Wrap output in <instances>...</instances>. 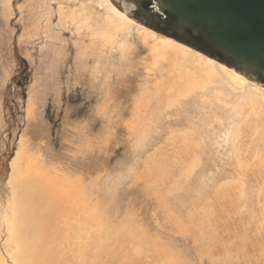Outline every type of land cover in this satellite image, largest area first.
<instances>
[{
  "label": "rangeland",
  "instance_id": "1",
  "mask_svg": "<svg viewBox=\"0 0 264 264\" xmlns=\"http://www.w3.org/2000/svg\"><path fill=\"white\" fill-rule=\"evenodd\" d=\"M84 2L85 0H75L68 6V0H0V207H5L9 198L7 182L10 162L24 135L23 138L29 139V146L25 145V150L33 156H39L47 163L46 166L51 163L60 166L61 170H68L70 166L81 167L80 162L84 159L89 164L86 167L93 169L83 175L79 188H83L87 203L96 204L97 209H101L100 212L107 217L106 222L109 225L104 224L107 226L105 229L116 231L115 234L103 235L101 239L113 241L118 238L132 255L141 256L145 262L150 263L163 264L168 258L171 259V264H244L241 250L247 249L246 238L252 236L248 235L250 229L254 236L257 213L264 205V175L255 177L254 173H251L255 164V170L260 167L264 169V130L259 128L257 135L252 134L251 129L254 126L246 123L248 126H245L246 131L241 135L242 140H237L238 145L240 143L242 147L239 154L240 160L246 163L244 167H236L235 163H232L234 158L230 153L228 136L232 126L236 125L233 123L236 117L232 110L235 106L245 104L247 98L264 95V87L203 51L189 47L185 41L160 34L153 22L136 15L138 10L135 7L124 9L116 0H110L111 5L131 21L134 49L129 57L134 69L143 70L137 62L149 51L146 45L138 42L140 36H136L143 28L152 33L155 39H167L170 43L188 49L193 55L198 54L212 60L217 76L224 82L226 76L218 70L219 66L246 80L241 92L232 91L229 87H223L221 90V86L219 88L215 85V90L221 94L220 99L226 104L229 101L227 105L231 107L219 108L214 100L210 99L213 95L211 90H203L194 97L183 99L185 102L182 100L164 109L166 111L161 117L158 116L159 119L146 125L143 136L139 137L140 132L126 137L121 133L115 135L112 129L116 119H120V111L114 110L108 104L112 101L111 93L118 91V78L123 76L126 65L120 62L118 54H113L114 58H111L109 65H114V69L110 74L106 73V63L96 70L91 68L95 63L90 62L87 69L78 73L74 64L77 44L80 42L85 47L92 44L93 39H83V36L72 34L66 26V29H62L57 25L58 8L61 5L77 7L79 13L78 5ZM98 12L101 13V10ZM136 16L138 19H135ZM50 35L57 36V39L50 40ZM186 64L185 62L184 67ZM136 82L139 83L138 80ZM122 89L120 87V90ZM31 95L37 113L40 112L38 124H35L32 117H27L26 113L27 100ZM212 100L213 102H210ZM102 101L107 106L105 112L111 113L100 120L97 111L102 110ZM238 101L241 103L238 104ZM124 106L125 103L122 104V107ZM162 111V108L159 109L156 105L157 114ZM77 125L87 128L76 134L74 131ZM178 130L184 132L183 135L186 134L185 138L189 136L187 142L190 141L188 139L191 134V143L184 144L185 138L182 139L184 143L180 138H174L182 134L178 133ZM41 134L47 136L43 147L37 145ZM169 136L172 139H169ZM165 139H168L165 144L175 139L174 141L177 140L176 142L183 146L178 151L183 152L182 160L180 159V163L168 161L162 174L151 172L148 181L140 182L144 171L142 164L145 163L146 156L152 155L149 159L151 164L156 147ZM67 142L71 145L69 150L74 155H65L62 160L53 155L48 161L46 148L58 150L59 147H65ZM192 144L199 146L195 149ZM254 156L257 161L260 160L253 162ZM103 171H106V174H103L102 179H96L95 174ZM133 172L137 174L135 177ZM222 183H228L230 186H226L228 189H222V192H228L227 197L223 199L216 192L221 190L219 186ZM146 184L149 185L147 188ZM231 192L232 197L229 196ZM130 200L132 205L127 204ZM199 203L205 206V212L198 214L196 206ZM228 218H236L235 229H232L233 224L229 226ZM128 220L131 224H128ZM95 221L98 222V218ZM91 231L92 228L89 227L88 234ZM128 232L131 234H127ZM232 234H235L234 240L228 243ZM261 237H255L257 240H253L260 244ZM100 247L101 244L94 246L95 249ZM260 252L261 250H257L260 259L264 260ZM99 263L107 264L106 258L98 260Z\"/></svg>",
  "mask_w": 264,
  "mask_h": 264
},
{
  "label": "bare ground",
  "instance_id": "2",
  "mask_svg": "<svg viewBox=\"0 0 264 264\" xmlns=\"http://www.w3.org/2000/svg\"><path fill=\"white\" fill-rule=\"evenodd\" d=\"M74 1L75 0H68V6L70 2L73 4ZM109 1L110 0H85L84 3L78 5V7H80L79 13L76 10L77 7L72 8L61 5L58 8L59 17L57 25L62 29H66V26L68 28L67 30L72 31V34L74 33L78 36H83V39L88 37L90 40L93 39V43L85 47H83L80 42L77 44V54L74 64L78 68V73H80V70L87 69L89 67L88 63L90 62L92 64L95 63L94 65H91V68L96 70H99L101 64L106 63L107 66L105 65V67L108 68L106 73L110 74L114 69V65H109L112 61L111 58H114L113 54H118L117 57L120 59V62L126 65V68L123 69V76H119L118 78V91L111 93L112 101H109L108 99L110 102L108 106H112L114 110L120 111V119L119 117L116 119L115 127L112 129L115 135L121 133V135L126 137L127 135L140 132L139 137L143 136L145 133L143 130L146 125L159 119V117H161L166 111L164 109L172 107L176 103H179L190 96L194 97L198 92H202L203 90L209 91L210 89L213 93V95L210 96V99H213L214 103H216L219 108H227V106H230L227 105L229 101L226 104L220 99L221 94L215 90V85L218 87L221 86V90L223 87H229L232 91L236 92H241L243 90L246 80L238 77L236 73L233 72L231 74V72L229 73L228 71L219 68L218 70L226 76L224 82L221 77L217 76L214 69L215 66L212 62L201 55H193L188 49L170 43L167 39H155L152 33L146 32L143 28H140L141 30L139 29V34H136V36H140L138 42L144 46L146 45L149 51L144 58L137 62L141 65V69L143 70L134 69L133 63L130 64L131 61L129 57V54L134 49V43L132 42L133 33L131 34L132 30H130V26L132 25L131 21L128 20L129 18H126L123 12L121 13L116 10ZM116 1L119 6L124 9L133 8L132 4L130 5L123 0ZM97 6L101 10V13L98 12L99 9H97ZM51 36L52 35H50V40L53 41L54 39H57L55 38L57 36ZM79 40H82V38H79ZM185 62L187 64L184 67ZM137 80L139 83L136 82ZM120 87L123 89L120 90ZM213 100L210 102H213ZM239 102L240 101H238V104ZM124 103L125 106L122 107V104ZM156 105L157 108H162L163 110L159 115L156 112ZM100 106L102 107V110L97 111L100 120L105 115L110 116L111 112H105L107 106L104 105L103 101ZM26 107L27 117H32L35 124H38L40 112L37 113V108L33 105L32 95L27 100ZM232 111H234L235 117L238 119L234 118L235 121H233V123L236 125H233L234 127L232 126L230 136H228L230 137L228 139V145L230 153L234 158V160L232 159V163H235L236 167H239L240 165L244 167L246 163L245 161L240 160L239 154V150L242 147L240 143L238 145L237 140H240L242 133L246 131L245 126L248 122L254 126V128L251 129L252 134L254 133L257 135L259 128L264 130V95L247 98L245 104L242 106H235V109ZM102 119H105V117ZM35 124L33 125L35 126ZM86 128L87 127L85 126L80 128L79 125H77L76 130L73 131L77 134L79 133L78 131H84ZM170 130L174 131L173 129ZM177 132L182 133L181 130H178ZM183 133L180 135L178 134L179 136L176 134L178 137L175 136L174 138H180L181 140L184 139L186 134L183 135ZM228 133L229 131H227V135ZM42 134L40 135L39 140H37V145L41 147L44 145V140H47V136ZM181 135L183 137H181ZM189 135L190 138L188 140L191 141L192 135ZM23 136L18 144L19 149L17 148L18 151L10 162V174L7 182L9 198L5 207H0V264H98V260L103 257L106 258L107 264H157L145 262L141 256L132 255L122 246V240L118 238L113 241H108L104 238L101 239L103 235L110 233L115 234L116 231L105 229L109 225L106 222L107 217L100 212L101 209H97L98 206L96 204L87 203L83 188H79V181L83 179V175H86L85 173L88 170H93L92 168L88 169V166L86 167V165L89 164L84 161V159L80 162L79 166L81 167L70 166L68 170H61L60 166L51 163L46 166L47 163L43 162L39 156H33L25 150V145L29 146V139L23 138ZM73 136L75 135L73 134ZM187 138L184 139L186 140V143L182 140L184 144L190 142H187ZM250 138H252V136ZM169 139L172 138L170 137ZM255 139L257 140L256 137ZM167 140L168 139L163 140L162 144L156 147L154 151L155 156L153 157L151 164L149 163V159L152 155L149 154L146 156L145 163L142 164L144 171L142 172L140 182L144 183L149 179V174L151 172L162 174L168 161H172V163H180L183 152L178 151L180 147L183 146H180V143L176 142L177 140L174 141L175 139L170 140L165 144V141ZM199 143H201V141ZM192 145L194 148L199 146L198 144ZM70 147L71 145L67 142L65 147H59L58 150L46 148L48 150L45 151V155L47 156L48 161L53 158V155H56L57 159L62 160L65 155H74L73 152L69 150ZM259 153L260 152H258V154ZM42 155L43 157L45 156L44 153ZM255 157L256 156L253 157V162L256 160ZM259 160L260 159H258V161ZM253 162L251 163L253 164ZM252 164L251 167L249 165L248 168H252ZM260 164H262V161H260ZM255 167L256 164L251 172L252 174L254 173L253 175L255 177L264 175V169H260V167L258 170H255L257 169ZM104 173L106 174V171L95 174V178L102 179ZM132 175L135 177L137 174L133 172ZM244 179L245 178L242 179L243 182ZM237 180H235L236 183H238ZM96 182L97 181L95 180V183ZM148 186L149 185L147 184L145 185L146 188ZM226 186H229V184L222 183L219 186V189L221 190H216L222 199L228 195L226 194L228 192H222V189ZM241 187L242 186H240V188ZM240 191V194H242V190ZM232 193L233 192H231V195L229 196L232 197ZM131 203V200L127 202L129 205ZM141 205L142 203L140 204V207ZM196 207L198 208V214L200 212H205L204 205H200L199 203ZM232 212L235 213V211ZM257 216L254 227L255 234L253 236L252 229H250L251 231L248 235L252 236L246 238L247 249L243 248L244 252L241 250L244 264H264V260H261L257 254V250H261L260 253L264 256V205L259 208ZM96 218H98V222L95 221ZM218 219L219 218L216 220L218 221ZM235 220L236 218L228 221L229 226L232 224L234 225L232 226V229H235ZM128 224H131V222L129 221ZM218 225H220L219 221ZM89 227L92 228L90 234H88ZM127 234H131V232H128ZM234 236L235 234L229 236L228 243H231V240H234ZM260 236L262 237L259 244L257 241H254L253 238L257 240L255 237ZM239 240L241 241L242 237H240ZM96 244H101V247L95 249L94 246ZM229 251H231L230 247ZM163 264H171V259L169 260L166 258Z\"/></svg>",
  "mask_w": 264,
  "mask_h": 264
},
{
  "label": "water",
  "instance_id": "3",
  "mask_svg": "<svg viewBox=\"0 0 264 264\" xmlns=\"http://www.w3.org/2000/svg\"><path fill=\"white\" fill-rule=\"evenodd\" d=\"M123 1L160 34L185 41L264 87V0Z\"/></svg>",
  "mask_w": 264,
  "mask_h": 264
},
{
  "label": "crops",
  "instance_id": "4",
  "mask_svg": "<svg viewBox=\"0 0 264 264\" xmlns=\"http://www.w3.org/2000/svg\"><path fill=\"white\" fill-rule=\"evenodd\" d=\"M205 59H207V60H209L210 62H212L213 63V61L212 60H210V59H208V58H205ZM221 69H224L225 70V68L223 67V66H219ZM226 71H228V70H226Z\"/></svg>",
  "mask_w": 264,
  "mask_h": 264
}]
</instances>
